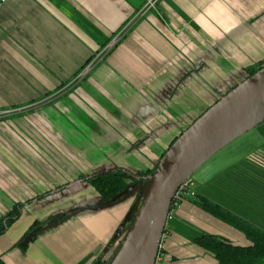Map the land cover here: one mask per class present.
I'll list each match as a JSON object with an SVG mask.
<instances>
[{
	"label": "crops",
	"instance_id": "1",
	"mask_svg": "<svg viewBox=\"0 0 264 264\" xmlns=\"http://www.w3.org/2000/svg\"><path fill=\"white\" fill-rule=\"evenodd\" d=\"M145 3L0 5V111H11L0 122V219L21 204L0 236V264L108 262L128 207L95 211L92 205H103L99 194L88 182H74L118 167L152 173L174 138L220 98L215 94L228 92L264 60V0H157L75 88L43 102L70 84ZM29 105V113L13 117ZM211 181L179 202L156 264H218L192 243L201 234L249 245L242 233L190 202ZM75 210L23 251L14 248L34 222L42 227Z\"/></svg>",
	"mask_w": 264,
	"mask_h": 264
},
{
	"label": "water",
	"instance_id": "2",
	"mask_svg": "<svg viewBox=\"0 0 264 264\" xmlns=\"http://www.w3.org/2000/svg\"><path fill=\"white\" fill-rule=\"evenodd\" d=\"M261 105H264V67L251 76L246 74L182 131L158 161L155 172L146 176L132 175L134 180L148 183L138 195L137 204L130 207L112 236V243L117 241V247L106 264H156L169 208L178 188L200 165L226 145L247 121L249 113ZM95 172H126L131 176L126 170L118 168ZM90 177L84 181L88 182ZM82 181L78 179L74 184ZM129 189L108 199V202L120 198ZM132 213H136V217L130 226Z\"/></svg>",
	"mask_w": 264,
	"mask_h": 264
},
{
	"label": "trees",
	"instance_id": "3",
	"mask_svg": "<svg viewBox=\"0 0 264 264\" xmlns=\"http://www.w3.org/2000/svg\"><path fill=\"white\" fill-rule=\"evenodd\" d=\"M86 64L76 73V75L82 71ZM262 67H264V60L258 61L253 66L249 67L246 70L247 76L253 75ZM176 138H174L170 145L175 141ZM167 149L162 153L160 159L164 156ZM256 163L257 159L253 160L252 163L244 162L241 164L240 168L238 167L233 169L222 176L219 175L214 180H212L208 186H206V191L208 192L204 190V194H194L190 200L193 205L197 206L202 211L242 233L249 242V245L247 246H239L230 243L223 237L212 234H201L193 238L192 243L210 254L218 264H264V218L261 219L258 215H256L254 218L256 219L257 223L251 222L247 218L232 210L231 194L232 188L236 186V184L240 185L241 183L246 182L247 185L254 189L264 187V169L258 167ZM118 169L122 168L118 167ZM149 174H151L150 171H138L136 175L146 176ZM91 175L92 174L80 175L78 179L84 181ZM239 175L244 178V181L236 178ZM125 178L131 179L132 177L123 172H108L105 174L95 172L94 176L90 177L88 182L90 186L99 194L101 199L106 201L108 199H113L115 196L121 194L127 189V182ZM224 191H228L230 197H225L224 195L226 194L223 193ZM48 194L49 192L39 195L28 200V202L39 200ZM182 200L183 198L180 200V202ZM20 208L21 204H15L11 211H9L3 219H0V236H2L14 223V218L18 215ZM136 213L131 214L129 221L130 226L134 222ZM36 226L37 223L34 222L29 227L25 235ZM166 230L167 228H165L164 233ZM35 238L36 235L34 234L26 242L19 244V246L26 249L29 242H32ZM96 264L106 263L97 261Z\"/></svg>",
	"mask_w": 264,
	"mask_h": 264
},
{
	"label": "rangeland",
	"instance_id": "4",
	"mask_svg": "<svg viewBox=\"0 0 264 264\" xmlns=\"http://www.w3.org/2000/svg\"><path fill=\"white\" fill-rule=\"evenodd\" d=\"M114 48L103 53L100 57L96 59L94 56L95 54L99 53L98 52L99 50L96 53H94V55L90 58V59H95L92 69H94L97 65H99L101 61L111 51L114 50ZM92 69H89V71L86 72L82 77L78 76L79 73L81 72L80 71L72 79L70 84L61 87L56 94L54 95L51 94L53 95V97L50 98L47 97L43 102H48L51 98L60 97L63 94H66L70 89L75 88L78 82L84 79V77L89 72H91ZM224 93L225 92L222 91L221 93L215 94V99H217L219 96L225 95L227 92L225 94ZM31 108H33V106L31 107V105H29L24 108H21L20 111L19 110L12 111L13 113L19 112L16 116L13 117L16 118L18 117V115L23 116L24 114L29 113L31 111L30 110ZM10 112L11 111L9 112L0 111V122H3L1 119L4 118L7 114H10ZM254 118L255 120L251 122V120H253ZM259 157L261 161H258L256 165L264 169V105L258 106L255 109H253L249 113L247 121L244 124L242 123V126L236 130L233 138H231V140H229L226 145L220 148L216 153H214L208 160H206L191 174L190 179H192V181L190 182V188H189L190 192L191 193L197 192L202 186L201 183L203 182L206 183L208 180H213L215 176L217 177L219 175L222 176L223 174H226L227 172L233 169H236L238 167L240 168L241 164L244 162L252 163L253 160L258 159ZM152 171L155 172V168H153ZM236 178L244 181V178L240 175L237 176ZM125 180L127 182V188L130 187V189L125 194H123L120 198L113 200L111 202H108V200L106 201L102 200L103 205H101V203L94 204L92 205V208L95 211L96 210L100 211L101 209L109 210V209H113L116 206L121 207L124 205V207H128L125 213L126 215L127 212L130 210V207L135 206L137 204L139 200L138 195L143 192V189L147 185L148 181H134L130 178H125ZM223 193L226 194L224 195L225 197H230L228 191H224ZM231 196H232V208H233L232 210L234 212L238 213L239 215L255 223H257V221L254 218V216L258 215L259 217H263L262 212H264V187L254 189L249 185H247L246 182L241 183L240 185L236 184V186L232 188ZM238 210H240L243 214ZM73 214H77L76 210L70 213H66L65 215L66 217L62 216V217L54 218L52 219L51 223H46L42 225V227L40 226L35 227L34 229L30 230L28 234L24 235L19 240H16L15 242L18 245L17 247L14 248L15 249L20 248L22 250V247L19 246V244L26 242L28 239H30L33 236V234L37 236H42L45 234L47 235L48 229H52L54 228V226L59 227L64 221L70 219L73 216ZM169 220L167 221L166 225L170 223ZM117 230L118 228L115 229L113 235L117 232ZM2 240L3 239H0V241ZM11 248H13V246H11ZM2 254H4V252H2Z\"/></svg>",
	"mask_w": 264,
	"mask_h": 264
},
{
	"label": "built area",
	"instance_id": "5",
	"mask_svg": "<svg viewBox=\"0 0 264 264\" xmlns=\"http://www.w3.org/2000/svg\"><path fill=\"white\" fill-rule=\"evenodd\" d=\"M157 0H146V3L144 4V7L130 20H128L126 22V24L124 25V27L117 32L111 39L110 41L105 44L97 53L95 54V59L100 57L103 53L111 50L112 48H114L116 45H118V43L121 41V39L126 35V33L130 30V28L132 27V25L134 24V22L141 17L146 11H148L149 9H153L155 7V3ZM4 2V0H0V5ZM95 59H90L86 66L82 69V71L79 73V77H82L86 72L89 71V69H92L93 65H94V60ZM261 161L260 157L257 159V162ZM192 181V179H188L186 180L177 190V192L175 193L173 200L171 202L170 208H169V212L167 215V221L169 219L172 218V216L174 215V213L176 212L178 206H179V202L180 200L187 195L189 187H190V182ZM164 238V233L162 236V240L159 246V250H158V255H157V259H156V263L158 258L161 256V249H162V241Z\"/></svg>",
	"mask_w": 264,
	"mask_h": 264
},
{
	"label": "flooded vegetation",
	"instance_id": "6",
	"mask_svg": "<svg viewBox=\"0 0 264 264\" xmlns=\"http://www.w3.org/2000/svg\"><path fill=\"white\" fill-rule=\"evenodd\" d=\"M122 170H124L123 168H122ZM128 172V171H127ZM123 173H125V174H127L126 172H123ZM130 174H131V177H132V175H136L137 174V172L136 173H132V172H129ZM138 176V175H137ZM132 180H134L133 178H131ZM134 181H136V180H134Z\"/></svg>",
	"mask_w": 264,
	"mask_h": 264
}]
</instances>
